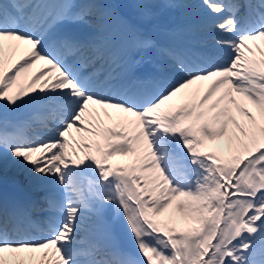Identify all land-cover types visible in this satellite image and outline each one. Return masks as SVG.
<instances>
[{"label": "snow or ice", "instance_id": "6c2138e0", "mask_svg": "<svg viewBox=\"0 0 264 264\" xmlns=\"http://www.w3.org/2000/svg\"><path fill=\"white\" fill-rule=\"evenodd\" d=\"M126 6L0 0V189L7 162L43 193L0 190V264H264V0H199L214 49L146 75L181 0Z\"/></svg>", "mask_w": 264, "mask_h": 264}, {"label": "bare ground", "instance_id": "6f19581e", "mask_svg": "<svg viewBox=\"0 0 264 264\" xmlns=\"http://www.w3.org/2000/svg\"><path fill=\"white\" fill-rule=\"evenodd\" d=\"M198 1L199 0H191V1L181 0V6L177 7L175 12L173 13L175 15H178V12H181L182 17L175 18L177 20L178 29L176 28L177 30L176 31L174 30L169 38H164V46L166 47V49H174L177 43L181 42L182 40L202 39L201 36H206L213 33V30L211 29L208 30V28L204 24L205 17L203 16V13L199 5L195 4ZM158 18L159 16H157V20ZM200 47L211 51L214 49V41L210 42V44H206ZM165 58H166L165 62H167V57L165 56ZM37 67H39V65H37ZM35 70L36 69L34 68L31 71L34 72ZM10 114H13L16 116V118L21 119L26 116L27 112L25 109H22L17 113H10ZM123 160H125V158L123 157L114 159L115 162H122ZM5 166H4L5 174L3 173V175H5L7 178L13 181H16L20 186L23 187V190L26 194L33 193L34 198H37V195L40 196L43 195L41 191H37L34 189L33 186L29 185V182L26 179L25 174L20 170L18 165L10 164L6 162ZM48 187L51 188V186ZM51 190L55 191L54 189ZM35 218H39V217H35Z\"/></svg>", "mask_w": 264, "mask_h": 264}, {"label": "rangeland", "instance_id": "374dc122", "mask_svg": "<svg viewBox=\"0 0 264 264\" xmlns=\"http://www.w3.org/2000/svg\"><path fill=\"white\" fill-rule=\"evenodd\" d=\"M5 166V165H4ZM6 167V166H5ZM5 168L3 167V173H5V170H4ZM125 224V223H124ZM126 226V225H125ZM126 228V227H125ZM127 229V228H126Z\"/></svg>", "mask_w": 264, "mask_h": 264}]
</instances>
